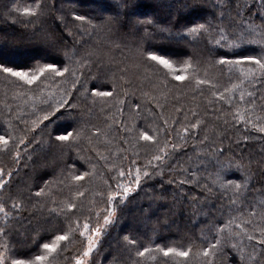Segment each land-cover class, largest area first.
I'll use <instances>...</instances> for the list:
<instances>
[{
    "label": "trees",
    "instance_id": "16d2710c",
    "mask_svg": "<svg viewBox=\"0 0 264 264\" xmlns=\"http://www.w3.org/2000/svg\"><path fill=\"white\" fill-rule=\"evenodd\" d=\"M261 64L264 0H0L2 264H264Z\"/></svg>",
    "mask_w": 264,
    "mask_h": 264
},
{
    "label": "snow or ice",
    "instance_id": "6c2138e0",
    "mask_svg": "<svg viewBox=\"0 0 264 264\" xmlns=\"http://www.w3.org/2000/svg\"><path fill=\"white\" fill-rule=\"evenodd\" d=\"M76 18H77V19H80V20H83V17H76ZM201 27H203V25H202ZM192 31H193V32H196V31H198V29H192ZM150 58H151L152 60H158V58H157L156 56H152V57H150ZM253 62H254V63H260L259 61H253ZM158 63L164 65L165 67H171V65L169 64V62H168L167 60H165V59H159V60H158ZM221 63H223V61H221ZM261 67L264 68V64H261ZM50 70L55 71V69H50ZM0 71L4 72V73H6V74H9V75H12V76L18 77V78H20V79H24V78L27 76V73H22V72H18V71H13L11 68H9V67H7V66H4V65H0ZM41 71H43V70H41ZM57 74H59V73H57ZM176 78H177V79H181V77H176ZM27 82L31 83L32 81L29 80V81H27ZM103 94H104V95H108V93H103ZM59 139L66 140V139H67V136L59 137ZM144 139L147 140V139H149V137L144 136ZM0 141H2V142L5 143V144L7 143V141L4 140L3 137H0ZM157 159H159V157H157ZM121 175H123V174L121 173ZM146 175H147V174H146ZM236 187H237V189H239L240 185H236ZM129 191H130V190H129L128 188H125V189H124V195H125V197L128 195ZM37 195H39V193H37ZM0 211H2V209H0ZM108 222H109V221L106 219V220H105V223H108ZM85 227H87V226H85ZM81 235H83V233H81ZM57 239H58V240H64V239H66V237H65V236H59V237H57ZM249 239H252V237L250 236ZM258 243H262V244H264V240H259ZM44 247H45V249H47L49 252L54 251V248H53V246H51V245H47V244H45ZM216 247H217L216 244H213V245H212V248H216ZM171 251H172V250H167V251H165V252L163 253L164 256H169V255L171 254ZM175 254H176L177 256H179V257H187L189 253L186 252V251H177ZM84 255H85V256H88L89 253H88V252H85ZM139 255L142 256V255H144V253L141 252V253H139ZM203 255H204V256H209V255H210V252H209L208 250H205V251L203 252ZM37 259H43V257H37ZM0 264H2V260H0ZM13 264H21V262H20V261H14ZM77 264H79V262H77Z\"/></svg>",
    "mask_w": 264,
    "mask_h": 264
},
{
    "label": "rangeland",
    "instance_id": "374dc122",
    "mask_svg": "<svg viewBox=\"0 0 264 264\" xmlns=\"http://www.w3.org/2000/svg\"><path fill=\"white\" fill-rule=\"evenodd\" d=\"M112 35H115V33H112ZM126 43V42H125ZM196 57L199 58L200 56L196 54ZM200 59V58H199ZM96 243V239H92L89 241L86 252H88L89 254L91 253L92 249L94 248ZM89 261V255L85 256L82 260L79 259V264H87V262Z\"/></svg>",
    "mask_w": 264,
    "mask_h": 264
}]
</instances>
